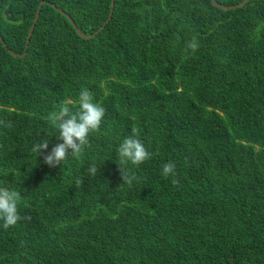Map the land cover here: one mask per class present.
<instances>
[{
    "label": "trees",
    "instance_id": "16d2710c",
    "mask_svg": "<svg viewBox=\"0 0 264 264\" xmlns=\"http://www.w3.org/2000/svg\"><path fill=\"white\" fill-rule=\"evenodd\" d=\"M110 7L0 0L2 39L26 51L0 42V186L23 217L0 222V264H264V0H114L90 39L59 12L92 35ZM82 87L104 119L50 168L32 145L61 142L47 117ZM133 129L153 155L123 166L129 186Z\"/></svg>",
    "mask_w": 264,
    "mask_h": 264
},
{
    "label": "clouds",
    "instance_id": "9594fccd",
    "mask_svg": "<svg viewBox=\"0 0 264 264\" xmlns=\"http://www.w3.org/2000/svg\"><path fill=\"white\" fill-rule=\"evenodd\" d=\"M189 47L194 49L197 45L190 44ZM105 111L100 103L94 102L93 93L82 87L75 99L68 98L61 101L57 109L50 112L47 117L52 128L58 133L57 139L61 142L48 151V140L45 139L34 143L31 151L42 157L43 163L50 168L61 165L69 155L72 157L81 155L89 145V136L99 130ZM0 124L11 127L10 122L0 121ZM138 135L139 129H133V134L125 137L117 149L121 179L123 184L129 186L137 177L124 170L123 166L128 163L138 166L153 155L137 138ZM97 170L93 164L89 166L88 173L94 176ZM175 171V163L168 162L162 166L161 174L164 178H168L175 176ZM172 183L175 184L177 181L173 179ZM19 199L20 195L16 190L0 186V222L4 229L15 226L23 219L18 212Z\"/></svg>",
    "mask_w": 264,
    "mask_h": 264
},
{
    "label": "water",
    "instance_id": "95a60500",
    "mask_svg": "<svg viewBox=\"0 0 264 264\" xmlns=\"http://www.w3.org/2000/svg\"><path fill=\"white\" fill-rule=\"evenodd\" d=\"M212 5L219 8V9H222V10H225V11H229V10H233V9H237V8H241L243 7L247 2H249V0H244L242 1L241 3H238L236 5H232V6H223V5H220L218 3L215 2V0H210ZM43 1H41L36 9V12H35V15H34V18H33V21H32V24L29 28V31H28V34H27V37H26V44H25V49H27L28 47V44H29V41H30V37L32 35V32H33V29H34V26L39 18V14H40V10H41V7L43 5ZM54 8L55 6L52 5ZM113 6H114V0H111V7H110V13H109V16L107 18V20L104 22V24L99 27V29L92 35H84L78 28L77 26L74 24V22L72 21V19L67 15L65 14L62 10H59V12L62 14V15H65V17L71 22L73 28L75 29V31L84 39H90L92 38L93 36H95L99 31H101L104 26L106 24L109 23L110 19H111V16H112V12H113ZM0 42L2 43L3 47L12 55V56H18V57H24L26 55V51L23 53V54H20V55H16V54H13L7 47V45L5 44L4 40L2 39V36L0 35Z\"/></svg>",
    "mask_w": 264,
    "mask_h": 264
}]
</instances>
